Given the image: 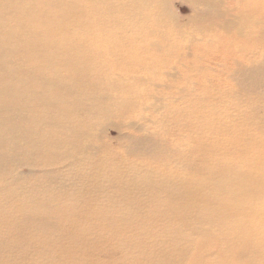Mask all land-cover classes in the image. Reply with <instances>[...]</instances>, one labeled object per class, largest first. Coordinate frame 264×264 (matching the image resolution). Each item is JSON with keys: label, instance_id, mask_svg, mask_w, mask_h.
<instances>
[{"label": "bare ground", "instance_id": "bare-ground-1", "mask_svg": "<svg viewBox=\"0 0 264 264\" xmlns=\"http://www.w3.org/2000/svg\"><path fill=\"white\" fill-rule=\"evenodd\" d=\"M0 264H264V0H0Z\"/></svg>", "mask_w": 264, "mask_h": 264}, {"label": "rangeland", "instance_id": "rangeland-1", "mask_svg": "<svg viewBox=\"0 0 264 264\" xmlns=\"http://www.w3.org/2000/svg\"><path fill=\"white\" fill-rule=\"evenodd\" d=\"M177 7L180 8V10H182L181 12L183 13H186V7L184 5H181L179 4V6L177 5ZM228 79H225V82L227 81ZM107 136L110 137V138H118L119 137V132L117 130V128L113 127V126H109V128L107 129ZM26 170V169H24Z\"/></svg>", "mask_w": 264, "mask_h": 264}]
</instances>
